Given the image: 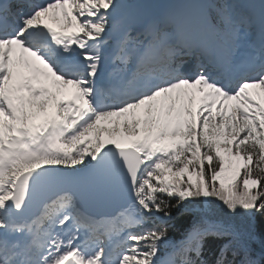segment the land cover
I'll return each mask as SVG.
<instances>
[{
	"label": "snow or ice",
	"instance_id": "obj_1",
	"mask_svg": "<svg viewBox=\"0 0 264 264\" xmlns=\"http://www.w3.org/2000/svg\"><path fill=\"white\" fill-rule=\"evenodd\" d=\"M257 217L264 0H0V264H264Z\"/></svg>",
	"mask_w": 264,
	"mask_h": 264
},
{
	"label": "rangeland",
	"instance_id": "obj_2",
	"mask_svg": "<svg viewBox=\"0 0 264 264\" xmlns=\"http://www.w3.org/2000/svg\"><path fill=\"white\" fill-rule=\"evenodd\" d=\"M129 2H134V0H129ZM184 2V0H141V5L146 7L147 11L150 12H163L167 7ZM134 3H137L136 1ZM188 60V59H187Z\"/></svg>",
	"mask_w": 264,
	"mask_h": 264
},
{
	"label": "trees",
	"instance_id": "obj_3",
	"mask_svg": "<svg viewBox=\"0 0 264 264\" xmlns=\"http://www.w3.org/2000/svg\"><path fill=\"white\" fill-rule=\"evenodd\" d=\"M175 214V213H174ZM255 227H256V233L259 236L261 232H264V218L257 217L255 221ZM215 246V242L212 240V238H209L208 241L206 242V253L209 257H211L212 254V249ZM256 250V253H259V244H256L253 246Z\"/></svg>",
	"mask_w": 264,
	"mask_h": 264
},
{
	"label": "bare ground",
	"instance_id": "obj_4",
	"mask_svg": "<svg viewBox=\"0 0 264 264\" xmlns=\"http://www.w3.org/2000/svg\"><path fill=\"white\" fill-rule=\"evenodd\" d=\"M185 60H187V59H185ZM105 74H107V68H106L105 72L103 73V75H105ZM103 75H102V76H103Z\"/></svg>",
	"mask_w": 264,
	"mask_h": 264
}]
</instances>
